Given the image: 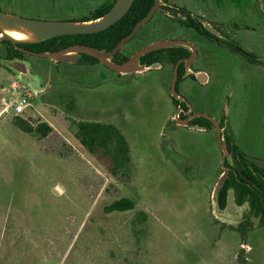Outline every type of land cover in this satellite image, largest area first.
<instances>
[{
	"label": "rangeland",
	"instance_id": "1",
	"mask_svg": "<svg viewBox=\"0 0 264 264\" xmlns=\"http://www.w3.org/2000/svg\"><path fill=\"white\" fill-rule=\"evenodd\" d=\"M109 1L0 0V9L80 21ZM166 1L225 19L232 46L261 60L252 63L223 47L207 85L189 77L177 91L195 110L225 116L224 135L245 155L264 160V0ZM164 15L156 12L122 53L161 39L196 42L193 31ZM6 47L0 42V112L8 77L19 74L4 58ZM30 60H23L22 81L35 95L21 117L51 131L28 133L15 125L14 112L0 115V264H264V224L254 220L240 230L247 208L217 210L224 155L216 130L171 120L173 64L121 75L87 59ZM81 120L120 128L131 148L127 174L114 175L109 157L79 142ZM123 197L135 207L107 212ZM142 213L147 219L139 221Z\"/></svg>",
	"mask_w": 264,
	"mask_h": 264
},
{
	"label": "trees",
	"instance_id": "2",
	"mask_svg": "<svg viewBox=\"0 0 264 264\" xmlns=\"http://www.w3.org/2000/svg\"><path fill=\"white\" fill-rule=\"evenodd\" d=\"M115 1L116 0H112L101 4L91 16L85 17L83 20L95 19L104 15L111 9ZM153 5L154 0H135L130 10L122 19L109 28L97 33L55 36L38 43L20 44V46L32 51L43 52L60 50L75 44H85L101 50L110 51L122 38L130 34L137 22L147 15ZM134 39L135 38L132 40ZM0 42L7 46L4 54L6 60L20 59L30 62V59L34 57L33 55L19 50L10 41L2 40ZM120 53L122 54V50L118 52L112 60L115 62H122V59L119 56ZM189 53L190 51L184 47L162 48L144 55L142 57V62L150 65L154 62L167 61L175 65L182 56H186ZM127 58L128 55H125V59ZM84 59H91V63L100 62L98 59L87 54H83L77 62L82 63ZM57 63L59 64L63 62ZM64 63L66 64V62ZM183 68V64H181L178 81L182 77ZM174 102L179 104V100L176 98H174ZM200 119L205 120L208 125H212L210 120L203 117L196 119L195 122H200ZM14 123L19 129L25 132L39 134L41 136H47L51 131V127L48 124L40 123L37 126H34L21 116H16ZM75 137L84 147L89 149L91 153L96 154L102 152L105 156L109 157L112 162L111 172L114 175L128 173L127 170L130 168L131 163L130 144L127 137L115 124L81 120L77 122ZM230 148L237 149L235 145H231ZM230 153L233 157L234 164L231 165L226 159L224 161V165L230 169L219 193L220 207H225L228 192L233 190L237 205H241L245 201H250L254 206L256 205L258 207V209L251 212L252 214L258 215L259 212L264 213V180L262 181L259 176V171L264 169L247 159L244 152ZM134 207L135 204L132 199L123 197L109 204L106 207V210L107 212L126 211L133 209ZM146 219L147 216L145 213H142L139 217V221ZM238 229H245L243 223L240 224Z\"/></svg>",
	"mask_w": 264,
	"mask_h": 264
},
{
	"label": "water",
	"instance_id": "3",
	"mask_svg": "<svg viewBox=\"0 0 264 264\" xmlns=\"http://www.w3.org/2000/svg\"><path fill=\"white\" fill-rule=\"evenodd\" d=\"M135 0H116L111 9L106 12L104 15L89 20H80V21H60V20H39L25 18L18 16L0 9V41L6 40L10 41L16 48L19 50L31 54L33 56L41 58H49L55 62H66L72 63L81 58L83 54L92 56L93 58L98 59L102 64L108 68L121 73V74H130L134 72L144 71L150 67L145 64H141V58L158 49L169 48V47H186L192 50V55L186 59V66L188 67L190 62L196 56V48L188 40L184 39H161L154 42H151L140 49L136 50L127 61L118 63L112 60V58L120 52L128 42L137 36L142 27H144L151 19L154 17L157 11H163L164 7L162 6V0H154V5L149 10L147 15L142 18L134 26L133 30L122 38L118 44L110 51L101 50L94 46L85 45V44H75L62 48L55 51H43L36 52L20 46V44H32L38 43L43 40L62 35L69 34H91L103 31L120 19H122L126 13L130 10ZM209 27V26H207ZM10 32L21 33L25 38H15ZM122 57V55H121ZM12 66L22 74L27 69L26 63L20 59L10 60ZM182 60L178 61L174 66L172 83H171V92L172 95L177 99H184V97L177 91V80L179 76V65ZM157 64L152 65L156 67ZM23 75V74H22ZM195 116H204L209 118L216 127L217 137L221 146L224 150V161L228 157L230 158L231 154L228 150V144L226 139L223 137V129L220 126L218 120L206 113H196ZM176 119L181 123H188V119L182 120L179 118V114H176ZM250 161L254 162L256 165L264 167V160L252 156H246ZM229 168L224 165V171L220 176L217 186L214 190V198L217 203V210H219V193L220 190L228 176ZM236 204L234 199V191L230 190L227 200V210L234 212L236 211Z\"/></svg>",
	"mask_w": 264,
	"mask_h": 264
},
{
	"label": "flooded vegetation",
	"instance_id": "4",
	"mask_svg": "<svg viewBox=\"0 0 264 264\" xmlns=\"http://www.w3.org/2000/svg\"><path fill=\"white\" fill-rule=\"evenodd\" d=\"M219 1V0H216ZM232 1V0H231ZM163 4L162 6L164 7V10L161 12L165 13V19L167 20V17L169 20H171L174 24H176L177 27L180 28H184V29H188L191 30L195 33V38H196V42H191L192 44H194L195 48H196V56L195 58L190 62L189 66H186V59H188L191 55H192V50L190 48H186L190 51V53L186 56H182L178 61L182 60L180 65L183 64V69H182V77L181 79H186V78H192L194 81H198L201 85H207L210 80V74L208 73V70L213 68L214 65L213 63H215V56L216 53L220 52V55H224L223 53V47H225L227 50L231 51V53H235L243 58H245L246 60L251 61L252 63H256L259 64L261 60H259L258 58H255L253 56V54L247 49V48H238V47H234L232 46L230 39H229V34H230V26L225 25V19L220 18L219 16L215 15L213 18H206L205 12L201 13V12H197L195 13L193 10L183 7L178 8L175 7L174 5L169 4L166 0H162ZM223 1L221 0V3ZM219 6V5H217ZM158 12V11H157ZM213 13V12H210ZM215 14V13H213ZM209 26V27H207ZM179 39V38H176ZM185 40V39H184ZM138 50V49H136ZM134 50L131 54H127L128 58L125 59V55L122 53L119 54L120 58L122 59V62H125L129 59V57L136 51ZM222 53V54H221ZM31 55V54H30ZM122 55V57H121ZM225 56H229L227 54H225ZM230 57H227V60ZM91 61V59H90ZM177 61V62H178ZM122 62H118V63H122ZM165 63H170L167 61H163V62H154L150 65H147L146 63L142 62V58H141V64H145L146 66L152 68V65L157 64L156 67L154 68H162L163 65ZM171 64V63H170ZM179 65V68H180ZM174 66L173 65V71H174ZM208 68V69H207ZM121 74V73H120ZM122 75V74H121ZM179 77V76H178ZM178 80H177V85H178ZM174 96H173V101H174ZM177 99V98H176ZM179 100V104H176V108L177 111L175 113V115L172 117L171 120H173L175 123L177 122L178 125H187L189 127H193L196 128L198 130H208L211 129V127H213L216 130V127L214 125V123L207 117L204 116H195L196 113H204V112H200L194 109V106L189 104L188 101H185V99H178ZM179 114V118L182 120H186L188 119V123H181L178 122L176 119V114ZM207 114V113H206ZM211 116V115H210ZM206 118L208 120H210L212 122V125H208L207 122L205 120L200 119V122H195L196 119L198 118ZM215 117V116H213ZM216 120H218L220 126L223 129V137L226 139L227 144H228V150L229 152H242L241 150L238 149H231L230 146L234 145L225 134L226 132V122H225V116H222L221 118H215ZM175 124V125H177ZM217 135V132H216ZM218 138V137H217ZM221 144V143H220ZM222 148V146H221ZM222 152H224L223 148H222ZM231 154V153H230ZM246 153H244L245 155ZM247 156V155H245ZM233 162H231V160ZM248 159V158H247ZM226 160L229 161V163L231 165L234 164V160L232 155L230 156V158H226ZM258 166V165H257ZM261 167V166H259ZM229 168V167H228ZM264 169V167H261ZM230 169V168H229ZM229 173V172H228ZM259 176L261 177L262 181L264 180V170L259 171ZM229 194V192H228ZM235 199V198H234ZM227 200H228V196H227ZM236 204V202H235ZM237 205V204H236ZM256 206V205H255ZM250 201H245L243 204L241 205H237V208H240L241 210L246 209L247 211L245 213H242L241 216H243L242 221L240 222V224L243 223V225L245 227H251L252 225L255 226V223L257 221V226L260 224H258V222L261 221V224H264V213L259 212L258 215H254L251 212L258 209V207H255ZM227 209V203L225 205V207L223 208ZM256 220V221H254ZM250 224V225H249Z\"/></svg>",
	"mask_w": 264,
	"mask_h": 264
},
{
	"label": "built area",
	"instance_id": "5",
	"mask_svg": "<svg viewBox=\"0 0 264 264\" xmlns=\"http://www.w3.org/2000/svg\"><path fill=\"white\" fill-rule=\"evenodd\" d=\"M22 74H14L8 77V87H6L8 99H4V107L0 115L14 112L15 116L26 115L32 109V97L35 95L32 87L23 82Z\"/></svg>",
	"mask_w": 264,
	"mask_h": 264
},
{
	"label": "bare ground",
	"instance_id": "6",
	"mask_svg": "<svg viewBox=\"0 0 264 264\" xmlns=\"http://www.w3.org/2000/svg\"><path fill=\"white\" fill-rule=\"evenodd\" d=\"M10 34L15 37V38H25V36L21 33H17V32H10Z\"/></svg>",
	"mask_w": 264,
	"mask_h": 264
},
{
	"label": "crops",
	"instance_id": "7",
	"mask_svg": "<svg viewBox=\"0 0 264 264\" xmlns=\"http://www.w3.org/2000/svg\"><path fill=\"white\" fill-rule=\"evenodd\" d=\"M25 62V61H24ZM26 63V62H25Z\"/></svg>",
	"mask_w": 264,
	"mask_h": 264
}]
</instances>
